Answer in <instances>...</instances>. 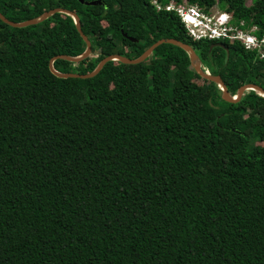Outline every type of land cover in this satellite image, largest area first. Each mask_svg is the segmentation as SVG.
<instances>
[{
	"label": "trees",
	"instance_id": "16d2710c",
	"mask_svg": "<svg viewBox=\"0 0 264 264\" xmlns=\"http://www.w3.org/2000/svg\"><path fill=\"white\" fill-rule=\"evenodd\" d=\"M246 1L186 0L203 12L216 3L260 37L264 0ZM55 9L90 44L80 62L53 61L57 73L89 74L172 39L229 95L264 92V59L237 42L191 41L150 0H0L12 23ZM84 50L64 14L23 28L0 20V264H264V98L226 103L202 79L204 97L187 86L201 78L186 53L167 44L89 79L49 71Z\"/></svg>",
	"mask_w": 264,
	"mask_h": 264
},
{
	"label": "built area",
	"instance_id": "2783aa9c",
	"mask_svg": "<svg viewBox=\"0 0 264 264\" xmlns=\"http://www.w3.org/2000/svg\"><path fill=\"white\" fill-rule=\"evenodd\" d=\"M150 4L156 11L174 13L187 37L193 42H237L244 51L254 53L257 60L264 59V30L260 37H256L254 34L257 28L254 25L246 27L243 21L234 24L231 15L220 11L216 3L207 12L196 5H189L186 0L178 3L169 1L164 6L150 0Z\"/></svg>",
	"mask_w": 264,
	"mask_h": 264
},
{
	"label": "water",
	"instance_id": "95a60500",
	"mask_svg": "<svg viewBox=\"0 0 264 264\" xmlns=\"http://www.w3.org/2000/svg\"><path fill=\"white\" fill-rule=\"evenodd\" d=\"M80 3H82V4L86 5V6H98V5H100L99 1H89V2L80 1ZM54 13L64 14V15L70 17L72 19V21L74 22L75 29H76L77 33L79 34V36L81 37V39L85 43V50L80 56L75 57V58L57 56V57L52 58L49 61V63H48L49 71L51 73H53L58 78H61V79H66V78L89 79V78H92L94 75H96L100 71V69L103 67V65L106 64L107 62H119V63H121L123 65H136V64H139V63L143 62L151 54V52L156 47H158L159 45H162V44H167V45L175 46V47L181 49L183 52L186 53V55L188 56V61L190 63V66L192 67V69L195 72V74L198 77H200L201 79L215 84L216 87L220 91V94H221L220 98H221L222 101H224L226 103H237L240 100V98L243 95V93L246 92V91H252L257 96H260V97L264 98V92L259 87L255 86V85H252V84H246V85H243V86L239 87L238 90L236 91V93L234 94V96L229 95V93H227V91L225 90V87L222 84L219 76H211V75H208L205 72L203 73L201 71L198 59L195 56V54L192 52V50L188 46H186V45H184V44H182L180 42H177L175 40H172V39H163V40L156 41L154 44H152L146 50H144V52L140 56H138L137 58H135L133 60H129L127 58H123V57L116 56V55L105 57V58H103L102 60L99 61V63L95 67V69L89 74L80 75V74H72V73H67V74L57 73L52 68V62L53 61H55L57 59H61V60H65L67 62L77 63V62H80L81 60L85 59L90 53V44L87 41V39L81 34L78 19L76 18V16L74 14L66 12V11L56 10L55 9V10H50L49 12L42 13L36 19H31V20H28V21H25V22H21V23L9 22L6 19H4L1 15H0V20H1L2 23L6 24L9 27H12V28H23V27L35 25V24L45 20L46 18H48L49 16H51ZM123 36H125V35H123ZM129 41L133 42L134 40L133 39H129Z\"/></svg>",
	"mask_w": 264,
	"mask_h": 264
},
{
	"label": "rangeland",
	"instance_id": "374dc122",
	"mask_svg": "<svg viewBox=\"0 0 264 264\" xmlns=\"http://www.w3.org/2000/svg\"><path fill=\"white\" fill-rule=\"evenodd\" d=\"M246 5L248 6L249 5V0L246 1ZM100 31V29L98 30V32ZM205 73H207V71H205ZM208 75H210L209 73H207ZM187 86L191 87V86H197L200 88V90L202 91V94L204 97H206L207 93H206V87H207V84L204 83V81H202V79H199V80H194V81H191L187 84Z\"/></svg>",
	"mask_w": 264,
	"mask_h": 264
},
{
	"label": "bare ground",
	"instance_id": "6f19581e",
	"mask_svg": "<svg viewBox=\"0 0 264 264\" xmlns=\"http://www.w3.org/2000/svg\"><path fill=\"white\" fill-rule=\"evenodd\" d=\"M234 96V95H233Z\"/></svg>",
	"mask_w": 264,
	"mask_h": 264
}]
</instances>
